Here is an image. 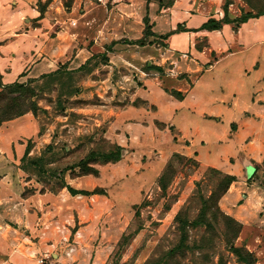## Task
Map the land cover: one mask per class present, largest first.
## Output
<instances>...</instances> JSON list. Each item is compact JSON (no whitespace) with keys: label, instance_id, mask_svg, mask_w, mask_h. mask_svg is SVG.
I'll use <instances>...</instances> for the list:
<instances>
[{"label":"rangeland","instance_id":"1","mask_svg":"<svg viewBox=\"0 0 264 264\" xmlns=\"http://www.w3.org/2000/svg\"><path fill=\"white\" fill-rule=\"evenodd\" d=\"M76 1L57 0L54 12H71ZM78 1L76 15L65 17L53 29L78 21L81 15L89 35L82 45L91 50L90 60L78 69L59 66L55 77L4 82L36 88L32 98L36 114L30 113L36 116L37 126L34 131L28 124L22 141L9 143L0 135V260L15 253L21 262L30 264H258L256 253L264 248L260 198L264 196V154L259 162L253 161L257 169L250 177L262 206L237 236V225L217 203L226 174L203 167L195 155L171 151L168 135L155 131L159 134L156 141L152 136L132 135V93L142 78L140 70L133 71L127 61L139 47L123 42L118 54L112 55L113 42H103V35L120 31H125L121 41L129 40L125 34L137 35L141 27L143 36L145 28L149 35L143 45L150 55L139 66L149 71V61L153 65L163 61L165 72L153 69L152 74L142 75L162 77L173 67L172 59L165 60L167 52L179 53L188 66L195 65L197 56H209L205 66L213 63L216 49L210 32L200 30L201 20H223L224 15L214 16L202 4L205 0H180L176 6L175 0H122L106 5L97 0ZM226 1L231 2L230 17V7L237 4L238 15L233 19L264 9V0H224L223 10ZM126 4H134L133 14L121 10ZM24 5L28 11L36 5L42 8L39 0H25ZM117 16L130 20L127 32ZM30 17L25 16L26 29L37 24L27 22ZM225 24H231L233 32L238 30L237 22ZM158 99L168 103L164 97ZM146 124L154 130L166 128L155 118ZM19 142L31 148L28 157L24 158L26 150L18 155ZM119 147L121 159L107 162L104 154L117 153ZM92 151L102 156L93 164L99 174L82 175L79 164ZM74 179L73 188L97 193L73 195L63 185ZM46 193L58 195L54 204L44 205L52 204L49 209L40 206L35 212L23 207L22 198L36 194L41 205L39 199Z\"/></svg>","mask_w":264,"mask_h":264},{"label":"crops","instance_id":"2","mask_svg":"<svg viewBox=\"0 0 264 264\" xmlns=\"http://www.w3.org/2000/svg\"><path fill=\"white\" fill-rule=\"evenodd\" d=\"M46 1L39 0L40 3ZM179 1L175 0L174 5ZM211 1L213 3L207 0L201 2L212 9L214 16L220 18L224 15V0ZM24 4L25 0H0V74L5 83L39 78L64 64H68L71 69H78L87 62L92 52L82 45L89 35L81 15L78 21L75 19L66 22L65 27L53 29L62 24L65 17L73 18L76 15L77 4L72 6L71 12L62 9L60 13H55L59 3L51 0L43 15L37 5L28 11ZM139 4L144 5L142 1ZM235 5L233 3L230 7L231 17L238 15ZM134 9V4L121 5V10L127 14H133ZM233 9L236 13H233ZM27 14L32 16L27 22L37 23L34 28H25ZM126 16H117L116 21H121L127 32L130 20ZM207 20L208 17H204L201 23ZM142 29L137 35L127 33L124 37L136 41L141 38ZM204 31L210 32L212 46L216 49V58L207 66L209 56H197L200 59L195 65L188 66L187 62H183L184 58L180 59L179 53L169 55L167 52L165 60L172 59L170 64L173 67L166 71V75L151 78L147 76L152 74L153 69L165 71L163 61L159 65L149 61V71L139 66L150 55L145 49L146 45L132 43L139 49L132 52L129 58L122 55L126 60L129 59L127 62L133 71L140 70L142 78V84L134 85L136 89L132 93V135L140 139L152 136L156 141L159 134H155V131L163 133L170 136V140L167 138L166 141L170 143L171 151L195 155L203 167H213L235 176L236 180L220 198L219 206L227 215L240 221L245 230L253 222L251 219L255 211L262 206L257 201V190L250 183L249 169L253 167L255 172L257 167L253 161L259 162L260 156L264 154V15L250 18L234 32L231 24H225L220 30ZM123 33L125 31L103 35V42L117 41L112 47V55L118 54L117 50L126 42L121 41ZM174 63H177L176 66ZM149 72L145 77L142 75ZM182 74L187 75L181 77ZM173 90L182 92L183 97L174 95ZM159 96L168 103H161ZM139 99L144 104L136 105L135 101ZM154 118L166 124V128L157 127L154 130L146 124L147 119L151 122ZM36 123V116L28 112L4 122L0 127V135L6 137L9 143L18 139L22 141L26 126L32 125L35 131ZM173 133L175 135L171 137ZM2 145L6 147L8 144ZM26 146L25 143L17 144L18 155L26 150ZM68 183L74 186L77 179ZM57 196L46 193L40 197L42 204L38 205L37 195L32 194L22 198L23 207L28 210L32 208L35 212L40 206L49 209L57 201ZM260 198L261 204H264V196ZM48 202L52 204L45 208ZM250 245L248 243L249 248ZM256 257L258 264H264V248H260ZM0 264L30 263L21 262L17 254L13 253L7 260L1 259Z\"/></svg>","mask_w":264,"mask_h":264},{"label":"trees","instance_id":"3","mask_svg":"<svg viewBox=\"0 0 264 264\" xmlns=\"http://www.w3.org/2000/svg\"><path fill=\"white\" fill-rule=\"evenodd\" d=\"M50 2H51V0H47L45 3H40V4H42V8L40 7L39 11L41 12L42 15L46 11V8ZM230 3L231 2L226 1L225 5H224V13L225 14H224L223 20L222 19H216V18H210L200 26V30H209V31L220 30L223 27V24L230 23V22H237L238 23L237 28H239L242 23L247 22L250 18H256V17H260V16L264 15V9L262 8L257 13H253L250 11L248 13H244L240 18L233 19L229 16V5H230ZM66 7L69 8L70 6L67 4ZM146 18L147 17H144V23H147ZM147 35H149V33H147L145 28H144L143 37H141L140 39H138L136 41H132V40H125V41L128 43H131V44L136 43V44L142 45V44H145V42H143V40L145 39V37ZM115 43H117V41L113 42V44H115ZM106 57H108V55H106ZM89 60L90 59H88L87 62ZM108 61H109V59H108ZM64 65H66V64H64ZM64 65H60V67H64ZM59 72L60 71L57 70L55 72L44 74V75H42V77H55ZM173 94L176 95L177 97H183L182 92L177 91V90H173ZM36 95H37L36 94V88L34 86H32L31 84L20 83L18 81L14 82L12 84H5L3 81L2 75L0 74V127L3 125V123L5 121L20 117V116H22L28 112L32 111L34 114H36L35 102L32 101V98ZM30 151H31V148L28 146L26 149V153L24 155V158L28 157ZM121 155H122V148L119 147V151L117 153L116 152L106 153V154H104V157H105V160L107 162H117L121 159ZM100 157H102V156L99 153H97L95 151L90 152L89 155L87 156V159L82 160V162L79 164V166L81 167V169L83 171L82 175H88V174L98 175L99 171L97 168H95L93 166V164L97 163L99 161ZM226 178L227 179H226L225 186L223 187L221 194H220V197L218 198V202H217L218 208L224 214H226V213L220 208L219 200L226 193V191L228 190V188L230 187L232 182L234 180H236L235 176L229 175V174H226ZM63 187H67L68 190L73 195H77V194L88 195L91 193H97V190L88 191V190H83V189H75L70 184H65V185H63ZM226 216L237 225L236 233L238 236V234L242 231L243 224L230 215L226 214ZM235 249L238 250L239 248L235 247ZM247 252L251 256V258H254L252 255L253 253H251L250 251H247Z\"/></svg>","mask_w":264,"mask_h":264},{"label":"built area","instance_id":"4","mask_svg":"<svg viewBox=\"0 0 264 264\" xmlns=\"http://www.w3.org/2000/svg\"><path fill=\"white\" fill-rule=\"evenodd\" d=\"M99 3H101V4H107V3H110V2H112V3H118V2H120V1H122V0H97Z\"/></svg>","mask_w":264,"mask_h":264},{"label":"water","instance_id":"5","mask_svg":"<svg viewBox=\"0 0 264 264\" xmlns=\"http://www.w3.org/2000/svg\"><path fill=\"white\" fill-rule=\"evenodd\" d=\"M253 172H254V168L251 167V168L249 169V177H251V175L253 174Z\"/></svg>","mask_w":264,"mask_h":264}]
</instances>
